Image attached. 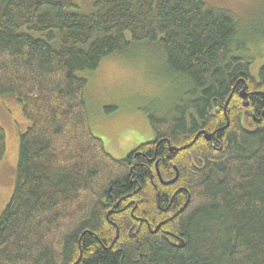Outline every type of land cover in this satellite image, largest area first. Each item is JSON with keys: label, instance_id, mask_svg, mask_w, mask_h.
Wrapping results in <instances>:
<instances>
[{"label": "trees", "instance_id": "1", "mask_svg": "<svg viewBox=\"0 0 264 264\" xmlns=\"http://www.w3.org/2000/svg\"><path fill=\"white\" fill-rule=\"evenodd\" d=\"M73 1L0 0V97L30 122L0 264H264V64L253 76L235 16L204 0H95L90 14ZM141 41L182 87L148 114L156 139L116 158L78 72ZM6 149L0 124V161Z\"/></svg>", "mask_w": 264, "mask_h": 264}, {"label": "rangeland", "instance_id": "2", "mask_svg": "<svg viewBox=\"0 0 264 264\" xmlns=\"http://www.w3.org/2000/svg\"><path fill=\"white\" fill-rule=\"evenodd\" d=\"M209 6L231 12L252 58L251 72L258 78L264 64V0H204ZM95 0H74L70 12L90 14ZM130 37V34H129ZM88 80L86 101L93 133L106 150L124 158L140 144L156 139L148 114L166 111L180 94V79L166 67L162 55L148 41L106 56L95 70L80 71ZM113 107L108 111L106 108ZM0 124L7 149L0 161V216L17 183L20 134L30 122L13 94L0 97Z\"/></svg>", "mask_w": 264, "mask_h": 264}, {"label": "water", "instance_id": "3", "mask_svg": "<svg viewBox=\"0 0 264 264\" xmlns=\"http://www.w3.org/2000/svg\"><path fill=\"white\" fill-rule=\"evenodd\" d=\"M242 96L243 97L246 96L244 94V91H242ZM245 105H248V104L246 103ZM204 134H205V137H206L207 140H212V138L214 137V133H207L206 131H204ZM170 150L175 153V152H178L179 149H177V148H175L173 146H170ZM176 171H177V175H176V177L173 180L170 181V183L176 181V179L178 178V176H179V170L176 168ZM157 172H158L159 176L161 177L160 171L158 169V165H157ZM161 180L163 181L162 177H161Z\"/></svg>", "mask_w": 264, "mask_h": 264}, {"label": "flooded vegetation", "instance_id": "4", "mask_svg": "<svg viewBox=\"0 0 264 264\" xmlns=\"http://www.w3.org/2000/svg\"><path fill=\"white\" fill-rule=\"evenodd\" d=\"M157 165H158V162H156V168H157ZM158 169H159V167H158ZM160 171V170H159Z\"/></svg>", "mask_w": 264, "mask_h": 264}]
</instances>
